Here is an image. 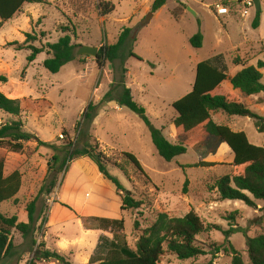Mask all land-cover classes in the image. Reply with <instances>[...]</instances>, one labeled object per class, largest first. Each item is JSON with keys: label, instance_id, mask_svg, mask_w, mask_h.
I'll list each match as a JSON object with an SVG mask.
<instances>
[{"label": "rangeland", "instance_id": "rangeland-1", "mask_svg": "<svg viewBox=\"0 0 264 264\" xmlns=\"http://www.w3.org/2000/svg\"><path fill=\"white\" fill-rule=\"evenodd\" d=\"M99 1L45 0L40 5H25L18 15L5 22L0 30V77L5 79L0 82V92L9 99L20 100L28 109L34 102H42L44 105L39 109L20 115L22 129L59 148L76 142L87 107L90 104L97 107V115L89 125L90 142L96 141L99 150L115 164L109 173L143 205L136 211H122L120 193L84 158L67 163L62 172L54 173L47 164L53 155L61 159L63 153L59 155L39 146L36 140L24 143L20 153L0 149L4 175L13 171L21 175L18 194L0 205V213L26 223V207L36 202L32 235L23 238L13 230L14 248L1 264H29L40 242L71 264H90L102 259L110 241L134 250L139 233L135 232L133 222L137 221L143 231L159 213L182 218L192 211L205 226L216 225L224 231L240 228L250 237L264 234V202L254 201L255 207L251 208L240 201H220L217 192L211 190L218 178L229 173L233 160L222 143L207 137L196 149L166 162L158 156L148 128L136 114L124 107H114V101L102 102L110 85L117 87L122 81L152 126L174 142L172 121L176 114L171 104L190 92L196 64L212 63L220 56L232 77L240 70L232 64L235 57L246 61L248 66L264 62V0H260L256 29L251 28L255 8L249 9L247 17L241 16L243 0H167L153 18L149 8L154 0H102L114 6L105 17L98 13ZM187 8L197 15L196 19ZM123 28L131 30L127 51L130 49L138 60L127 58L123 65L119 60L98 65L96 59L76 56L56 74L43 68L45 53L31 64L26 61L30 54L26 40L45 49L46 44L57 42L65 32L74 46L97 47L99 51L115 44ZM196 34L202 37L199 49L189 44ZM19 47L23 50H18ZM260 73L264 85V69ZM119 94L117 89L113 96ZM214 95H230L258 116H264V93L244 97L225 81ZM212 117L216 124L244 132L252 145L264 147V134L256 131L253 121L220 112ZM14 120L0 114L2 124ZM120 153L133 155L149 180ZM54 177L55 189L49 195L41 192ZM84 217L122 221V228L87 231L82 226ZM99 240L103 245L97 248ZM229 241L244 264H249L243 236L235 233ZM196 244L209 254L185 261L164 255L161 264H230V257L223 252L226 244L220 232L205 229L196 237ZM38 264L60 263L50 260Z\"/></svg>", "mask_w": 264, "mask_h": 264}, {"label": "trees", "instance_id": "trees-1", "mask_svg": "<svg viewBox=\"0 0 264 264\" xmlns=\"http://www.w3.org/2000/svg\"><path fill=\"white\" fill-rule=\"evenodd\" d=\"M45 0H0V30L3 24L12 20L18 15L25 5H40ZM167 0H154L150 13L154 14L160 10ZM97 10L101 17H105L114 10L110 2L100 0ZM260 11L256 12L251 28L259 27ZM131 30L123 28L117 41L113 45L101 47L98 51L96 63H113L119 60L121 65L127 58L137 57L129 49L127 43ZM33 41V39H31ZM26 50L30 52L26 58L28 64L35 61L36 57L45 53L46 59L42 62L43 68L51 74L58 73L61 68L76 59L75 49L79 48L71 43V36L64 32L57 42L46 44L37 48L25 41ZM189 44L194 49L201 48L202 37L196 34L189 39ZM18 50H23L19 47ZM125 50L127 51L124 54ZM138 60V59H137ZM232 64L240 67V70L232 77H229L226 66L222 63L221 57H216L212 63L200 62L195 67V76L192 88L189 93L171 104L176 117L172 121L174 142H169L162 131L154 128L145 116L143 108L138 106L131 97L130 89L120 81L117 87L110 85L108 92L104 95L102 102L114 101L118 107H124L136 114L148 128L152 145L158 156L171 162L178 156L192 151L199 147L207 137H213L222 143L224 148L231 152L232 163L230 171L218 178L211 187L216 191L220 201H240L246 206L254 208V201L264 202V147L252 145L244 132L233 131L227 125L216 124L213 114L222 113L228 117L246 118L254 123L256 131L264 134V116L260 117L245 105L230 95H214L222 83L228 81L233 91H238L244 97H252L264 93V85L261 83L260 70L264 69V62L258 61L256 66H248L246 61L235 57ZM126 73V69H122ZM5 79L0 77V82ZM120 89V94L114 97L113 94ZM38 104V106H37ZM34 102L31 108L23 107V102L17 99H9L0 92V114L15 118L9 123H0V149L11 153H20L23 145L30 140H36L37 144L54 150L60 155H53L47 166L54 172H62L67 163L84 158L91 162L97 169L99 175L109 182L115 190L120 193L121 210L136 211L142 205L141 200L134 198L133 194L123 189L116 177L109 173V168L115 166L110 159L99 150L96 141L91 143L89 125L97 115V107L90 104L83 114V124L77 131L76 142L68 143L61 148L48 143H43L32 135L25 133L22 129L20 115L33 108L39 109L42 102ZM25 110L24 112H22ZM199 132L197 136L188 139ZM65 133V132H64ZM66 135V134H65ZM146 180H149L136 158L128 153H120ZM57 185V178H52L49 187L41 189L49 195ZM186 186V184H185ZM21 188V175L13 171L8 176L4 175V161L0 160V205L12 200ZM16 202V200H14ZM35 200L26 207L27 222H18L16 216L6 217L0 213V264L11 256L13 244L11 233L18 232L23 238L32 235L35 225ZM82 226L87 231H97L122 228V221L109 220L97 217H84L81 219ZM138 237L134 250L119 244L117 241L107 243L108 251L102 259L90 262V264H161L164 255L175 257L179 261L191 260L209 253L196 244V237L205 229H212L220 232L224 239L226 248L223 252L230 257V264H244L241 254L230 243L229 238L239 233L244 238V248L249 264H264V234L250 237L240 228H232L224 231L216 225L205 226L200 217L194 212L187 213L182 218H171L165 213H159L155 221L143 231L139 230V223L133 222ZM34 245L35 242L33 241ZM105 244V243H104ZM103 245L99 240L97 248ZM56 261L60 264H71L64 256L45 248L40 242L33 259L29 264H38L41 261Z\"/></svg>", "mask_w": 264, "mask_h": 264}, {"label": "water", "instance_id": "water-1", "mask_svg": "<svg viewBox=\"0 0 264 264\" xmlns=\"http://www.w3.org/2000/svg\"><path fill=\"white\" fill-rule=\"evenodd\" d=\"M254 8L256 12L260 11V0H254ZM190 15H192L195 19L197 18V15L189 8L186 10ZM151 15H149V18ZM149 19L146 20V22ZM76 56H87L91 57L93 59H96L98 57V48L97 47H91V46H79V48L76 51Z\"/></svg>", "mask_w": 264, "mask_h": 264}, {"label": "built area", "instance_id": "built-area-1", "mask_svg": "<svg viewBox=\"0 0 264 264\" xmlns=\"http://www.w3.org/2000/svg\"><path fill=\"white\" fill-rule=\"evenodd\" d=\"M242 7L244 8L241 16L247 17L249 9H254V1L253 0H243L241 2ZM62 138V136H60Z\"/></svg>", "mask_w": 264, "mask_h": 264}, {"label": "crops", "instance_id": "crops-1", "mask_svg": "<svg viewBox=\"0 0 264 264\" xmlns=\"http://www.w3.org/2000/svg\"><path fill=\"white\" fill-rule=\"evenodd\" d=\"M149 9H150V8H149ZM146 11H147V10H146ZM158 13H159V10L153 14L152 18L155 17V16H157ZM196 65H197V64H196ZM195 67H196V66H195ZM236 73H237V72H236ZM114 107H116V104H115ZM84 166L86 167V164H84Z\"/></svg>", "mask_w": 264, "mask_h": 264}]
</instances>
